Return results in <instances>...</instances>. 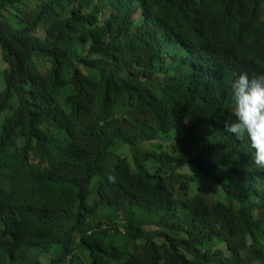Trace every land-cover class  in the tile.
<instances>
[{"label": "trees", "instance_id": "1", "mask_svg": "<svg viewBox=\"0 0 264 264\" xmlns=\"http://www.w3.org/2000/svg\"><path fill=\"white\" fill-rule=\"evenodd\" d=\"M0 48V264H264V170L224 128L264 0H0Z\"/></svg>", "mask_w": 264, "mask_h": 264}, {"label": "clouds", "instance_id": "2", "mask_svg": "<svg viewBox=\"0 0 264 264\" xmlns=\"http://www.w3.org/2000/svg\"><path fill=\"white\" fill-rule=\"evenodd\" d=\"M230 108L234 119L225 120L226 132L240 141L250 142L253 162L264 170V74L250 78L247 73L236 76L230 84ZM115 176L109 180L115 181Z\"/></svg>", "mask_w": 264, "mask_h": 264}, {"label": "rangeland", "instance_id": "3", "mask_svg": "<svg viewBox=\"0 0 264 264\" xmlns=\"http://www.w3.org/2000/svg\"><path fill=\"white\" fill-rule=\"evenodd\" d=\"M35 7V6H34ZM1 49V48H0ZM6 68H7V65L5 64V62L3 61V58H2V53H1V51H0V93L2 92V91H4L5 90V79H4V71L6 70ZM67 88V87H66ZM65 88V89H66ZM64 89V90H65ZM64 90H62V92H61V96L62 97H65L64 95H65V93L67 94V92H68V88L65 90V92H64ZM67 91V92H66ZM64 92V93H63ZM64 94V95H63ZM192 170L196 175H199L197 172H196V170L195 169H193V168H189V167H185V168H183V170ZM183 170H182V172H183ZM187 172V171H186ZM201 176V175H200ZM201 177H203V176H201ZM204 179V178H203ZM209 186V185H208ZM208 186H206L205 184H201V185H199V186H197V185H193L192 186V189H193V192L194 193H202V194H208V193H210V192H207V189H208Z\"/></svg>", "mask_w": 264, "mask_h": 264}, {"label": "bare ground", "instance_id": "4", "mask_svg": "<svg viewBox=\"0 0 264 264\" xmlns=\"http://www.w3.org/2000/svg\"><path fill=\"white\" fill-rule=\"evenodd\" d=\"M129 244V243H128ZM115 245V244H114Z\"/></svg>", "mask_w": 264, "mask_h": 264}]
</instances>
